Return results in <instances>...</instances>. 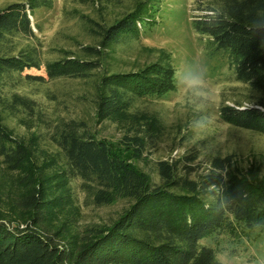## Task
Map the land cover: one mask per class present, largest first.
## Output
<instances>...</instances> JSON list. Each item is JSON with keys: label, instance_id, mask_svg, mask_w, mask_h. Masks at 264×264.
Here are the masks:
<instances>
[{"label": "trees", "instance_id": "obj_1", "mask_svg": "<svg viewBox=\"0 0 264 264\" xmlns=\"http://www.w3.org/2000/svg\"><path fill=\"white\" fill-rule=\"evenodd\" d=\"M92 1L98 12H107L113 2L119 10L109 17L99 12L100 19L74 10L95 43H79L78 53L64 50L68 55L53 61L45 60L32 16L38 8H52L54 0L0 6V166L20 175L22 192L14 204L27 215L24 225L0 216V264H225L204 239L223 233L241 239L264 228L260 165L245 167L235 154H215L200 171L195 166L200 154L193 149L178 159L159 160L152 175L139 165L160 136L152 122L145 133L111 141L98 137L87 120H55L32 97L8 89L23 79L37 85L91 82L94 126L127 114L138 99L173 90L176 67L165 51L138 70L106 67L116 48L138 41L143 22L152 21L151 0ZM194 7L195 32L228 53L244 86L243 99L222 104V119L264 135V33L248 28L264 11V0H196ZM22 110L31 116L18 115ZM15 115L30 128L47 123L56 168L38 157L44 136L27 140L14 134L7 118ZM213 167L220 173L206 174ZM79 191L98 207L117 201L126 206L108 221L82 226Z\"/></svg>", "mask_w": 264, "mask_h": 264}, {"label": "rangeland", "instance_id": "obj_2", "mask_svg": "<svg viewBox=\"0 0 264 264\" xmlns=\"http://www.w3.org/2000/svg\"><path fill=\"white\" fill-rule=\"evenodd\" d=\"M13 1L17 0H0V6ZM195 2L196 0H151L149 10L152 21L143 22L138 41L117 47L113 57L108 59L106 67L110 65L114 71L120 72L138 70L157 60L162 51L171 56L174 66L181 71L194 63L203 65L215 101L216 118L215 127L206 139L193 142L190 124L198 114L182 108L183 101L173 90L160 97L148 96L138 99L127 114L94 126L95 110L92 99L95 87L91 82L58 79L45 85H37L23 79L8 85V89H15L32 97L39 109L55 120H87L98 137L111 141H118L128 133H145L149 127L148 123L152 122V128L159 129L160 136L157 144L151 146L147 152L148 160L139 164L152 175L159 160L178 159L190 154L193 149H198L197 145L207 146L198 149L200 158L195 162V166L204 171L209 165L208 148L216 144H219V147L215 148L214 154H235L245 167L260 165L264 174V135L237 128L221 117L220 107L223 103L234 105L236 99L244 98V86L229 64L228 53L217 50L209 39L195 32L192 22L193 15L198 13L194 10ZM93 3L92 0H54L52 8L36 9L32 23L43 43L46 61L66 57L68 54L64 53V50L78 53L79 43H95L87 33L83 20L74 10L97 19H100V13L109 17L115 10H119V3L113 2L107 12L99 13ZM42 72H45L44 68ZM100 72L102 73L103 69ZM18 115L31 116L24 110ZM18 115L8 116V126L16 136L27 140L35 134L44 136L37 151L38 157L41 162L49 160L50 167L56 168V161L52 160L56 147L48 139V134L52 131L48 132L47 123L37 122L30 128L20 122ZM20 179L17 172L0 166V216L24 225L27 215L19 211L14 204L22 192ZM79 204L82 208V226L108 221L126 206L124 201H117L112 205L98 207L81 191ZM204 242L217 249L225 264H264V228L251 230L241 239H234L223 233L206 238Z\"/></svg>", "mask_w": 264, "mask_h": 264}, {"label": "clouds", "instance_id": "obj_3", "mask_svg": "<svg viewBox=\"0 0 264 264\" xmlns=\"http://www.w3.org/2000/svg\"><path fill=\"white\" fill-rule=\"evenodd\" d=\"M248 28L249 31L254 33H264V11H258L250 19ZM172 81L175 95L183 101L181 107L190 109L198 114L190 124L193 142L195 143L196 140L206 139L215 127L216 118L214 116L215 101L207 81V73L204 66L200 63H194L183 71L175 68ZM197 147L199 149L207 146L197 145ZM217 147H219V144L208 148L209 164H212L216 158L214 153ZM220 171V169L217 170L213 167L206 174H219ZM209 187L214 188L216 185L209 184ZM254 227L258 228L259 226L256 225Z\"/></svg>", "mask_w": 264, "mask_h": 264}]
</instances>
